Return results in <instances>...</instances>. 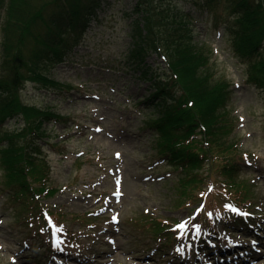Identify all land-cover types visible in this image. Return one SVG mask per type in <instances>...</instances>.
<instances>
[{
  "label": "rangeland",
  "instance_id": "rangeland-1",
  "mask_svg": "<svg viewBox=\"0 0 264 264\" xmlns=\"http://www.w3.org/2000/svg\"><path fill=\"white\" fill-rule=\"evenodd\" d=\"M171 1L191 11L195 42L210 47L212 71L231 83L227 110L235 129L229 139L251 156L241 177L254 184L252 210L260 216L258 224L227 234L218 223L214 252L200 254L194 235L168 244L152 230L157 224L150 219L164 221L171 231L176 221L192 218L198 204L180 196L184 174L157 155L158 136L147 126L161 109L148 102L152 84L169 69L162 55L152 51L144 65L133 62L145 42L138 28L144 17L136 11L138 0H104L80 45L48 72L74 89L29 83L22 91L26 103L69 118L46 124L43 152L58 193L41 202L65 214L69 233L52 234L50 224L40 231V219L26 220L22 205L4 187L0 154V264H264V88L249 81L252 60L235 53L227 29L232 23L229 0L212 2L211 9L203 7L206 0ZM22 124L13 119L6 129L19 130ZM228 235L237 237L234 245ZM247 253L248 260L240 258Z\"/></svg>",
  "mask_w": 264,
  "mask_h": 264
},
{
  "label": "trees",
  "instance_id": "trees-1",
  "mask_svg": "<svg viewBox=\"0 0 264 264\" xmlns=\"http://www.w3.org/2000/svg\"><path fill=\"white\" fill-rule=\"evenodd\" d=\"M217 1L206 0L202 5L211 9L212 2ZM103 2L0 0V154L6 170L4 187L22 205L26 220L40 219V231L50 224L51 231L59 236L69 233L63 226L65 214L41 203L58 193L42 143L49 136L46 124L67 122L69 118L51 107L26 103L22 91L29 83L68 92L74 89L52 79L48 72L64 63L80 45ZM229 2L232 23H227V29L235 53L240 59L252 60L249 81L264 88V0ZM136 11L144 16L138 28L145 42L133 54V62L144 65L147 53L152 51L162 55L169 69L152 84L155 91L148 102L161 109L147 126L158 136L157 155L184 174L179 180L180 196L203 206L187 230L206 228V233L200 232L199 246L203 247L209 236L217 234L218 223L227 232L257 225L260 216L252 210L254 184L241 177V170L251 165V156L240 149L238 141L229 139L235 129L227 110L231 83L217 79L212 71L210 47L195 42L193 14L171 0H138ZM13 119L23 124L19 130L9 131L6 124ZM149 221L157 224L152 230L164 236L168 244L180 235L158 218Z\"/></svg>",
  "mask_w": 264,
  "mask_h": 264
}]
</instances>
